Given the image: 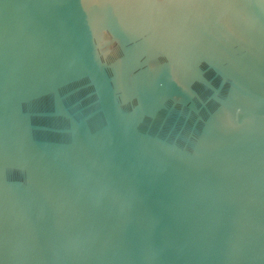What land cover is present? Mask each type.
I'll return each mask as SVG.
<instances>
[{"label": "water", "instance_id": "95a60500", "mask_svg": "<svg viewBox=\"0 0 264 264\" xmlns=\"http://www.w3.org/2000/svg\"><path fill=\"white\" fill-rule=\"evenodd\" d=\"M0 264H264V0H0Z\"/></svg>", "mask_w": 264, "mask_h": 264}]
</instances>
